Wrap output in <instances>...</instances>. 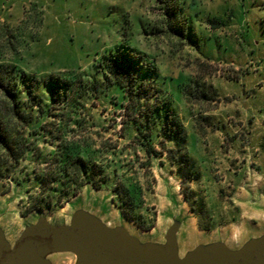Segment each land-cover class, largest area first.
Returning a JSON list of instances; mask_svg holds the SVG:
<instances>
[{"label": "rangeland", "instance_id": "obj_1", "mask_svg": "<svg viewBox=\"0 0 264 264\" xmlns=\"http://www.w3.org/2000/svg\"><path fill=\"white\" fill-rule=\"evenodd\" d=\"M116 49L154 68V84L184 127L190 165L179 166L180 152L166 140L165 148L155 144L161 155L150 171L139 169L144 154L134 155L129 139L120 138L124 113L111 88L85 107L94 148L110 151L108 183L38 210L24 189L3 181L5 239L12 243L40 215L62 224L77 210L143 241L164 242L173 218L188 245L227 237L238 248L247 230L264 233V203H249L264 193V0H0V62L38 79L74 70L101 81L98 64ZM36 182L27 185L31 195ZM124 190L132 196L125 205L118 195ZM50 258L73 264L68 254Z\"/></svg>", "mask_w": 264, "mask_h": 264}, {"label": "trees", "instance_id": "obj_2", "mask_svg": "<svg viewBox=\"0 0 264 264\" xmlns=\"http://www.w3.org/2000/svg\"><path fill=\"white\" fill-rule=\"evenodd\" d=\"M98 67L101 81L74 70L38 79L0 62V184L24 189L30 209L61 206L85 186L99 189L108 183L105 155L110 151L94 148L90 131L95 125L85 107L111 88L119 96L113 104L124 113L120 138L129 139L134 155L136 149L144 154L139 169L150 171L152 159L161 155L155 144L165 148L166 140L180 152L179 166L190 165L184 127L165 91L154 84V68L141 56L118 49L103 55ZM129 129L135 134L127 138ZM32 180L37 181L35 195L27 188ZM118 195L124 205L132 199L125 190Z\"/></svg>", "mask_w": 264, "mask_h": 264}, {"label": "water", "instance_id": "obj_3", "mask_svg": "<svg viewBox=\"0 0 264 264\" xmlns=\"http://www.w3.org/2000/svg\"><path fill=\"white\" fill-rule=\"evenodd\" d=\"M259 195L264 198L263 192ZM180 229V221L173 218L164 242H152L123 226L110 227L85 210L62 224L40 215L12 243L0 228V264H53L50 257L61 254L70 255L73 264H264V233L249 232L242 245L233 248L222 238L188 245L181 241Z\"/></svg>", "mask_w": 264, "mask_h": 264}, {"label": "crops", "instance_id": "obj_4", "mask_svg": "<svg viewBox=\"0 0 264 264\" xmlns=\"http://www.w3.org/2000/svg\"><path fill=\"white\" fill-rule=\"evenodd\" d=\"M249 203H251L254 207H261L262 204L264 203V198H259L258 200H250ZM260 230H254V232H258ZM249 232H253L252 230H247L246 232L243 233L242 235V239L244 238L245 234H248ZM261 232V231H260ZM262 232H264V230H262ZM216 238V237H213ZM222 239H225L227 241L228 244L232 245V243L230 242V240L227 237H219ZM242 239L240 240L239 243H241Z\"/></svg>", "mask_w": 264, "mask_h": 264}]
</instances>
